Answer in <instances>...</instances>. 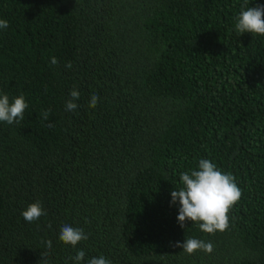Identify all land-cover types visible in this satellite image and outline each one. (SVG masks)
Returning a JSON list of instances; mask_svg holds the SVG:
<instances>
[{"label":"trees","instance_id":"trees-1","mask_svg":"<svg viewBox=\"0 0 264 264\" xmlns=\"http://www.w3.org/2000/svg\"><path fill=\"white\" fill-rule=\"evenodd\" d=\"M258 4L0 0V96L28 105L0 121V264H264V35L235 28ZM201 159L242 192L223 232L170 203ZM66 224L88 239L62 242ZM189 238L213 251L174 246Z\"/></svg>","mask_w":264,"mask_h":264},{"label":"clouds","instance_id":"clouds-1","mask_svg":"<svg viewBox=\"0 0 264 264\" xmlns=\"http://www.w3.org/2000/svg\"><path fill=\"white\" fill-rule=\"evenodd\" d=\"M8 21L0 19V29H6ZM236 31L240 34L250 32L254 35H264V4L249 7L239 13L235 24ZM52 64H57L55 57L51 59ZM66 67L71 68V63ZM72 99L66 102V110L74 111L77 104L74 102L79 98V92L73 89L70 93ZM98 101L97 95H92L89 107L95 108ZM28 107L23 96H17L10 102L5 94L0 96V121L8 124L19 123L23 119L24 111ZM48 111L43 113L46 119ZM182 187L171 192L170 203H179L177 221L183 228L187 221L197 223L201 231L214 234L216 231L223 232L229 227L228 212L230 208L240 199L242 192L237 186L235 178L230 173H223L216 164L208 159H201L198 170L183 172L180 175ZM39 202L31 203L22 211L26 222L32 223L42 215H45ZM59 239L65 244L75 247L80 241L87 240L88 236L82 228H74L63 225L59 233ZM51 247V241L47 242ZM175 247H180L187 254H193L202 250L208 254L213 251L210 242L189 238L183 243L177 241ZM85 257V252L79 250L72 259L80 264ZM87 264H111L104 256L93 257Z\"/></svg>","mask_w":264,"mask_h":264}]
</instances>
